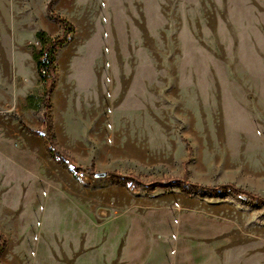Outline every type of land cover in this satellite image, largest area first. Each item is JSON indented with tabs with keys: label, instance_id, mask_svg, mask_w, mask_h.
I'll use <instances>...</instances> for the list:
<instances>
[{
	"label": "rangeland",
	"instance_id": "rangeland-1",
	"mask_svg": "<svg viewBox=\"0 0 264 264\" xmlns=\"http://www.w3.org/2000/svg\"><path fill=\"white\" fill-rule=\"evenodd\" d=\"M49 1L0 0V122L30 134L42 125L30 126L27 109L47 85L25 54L40 46L39 30L63 31ZM53 10L75 25L56 53L53 118V96L69 101L61 145L107 173L71 172L47 151L61 197L100 242L123 223L189 214L217 224L225 264H264V204L178 185L132 190L108 175L234 184L264 198V0H57Z\"/></svg>",
	"mask_w": 264,
	"mask_h": 264
},
{
	"label": "crops",
	"instance_id": "crops-1",
	"mask_svg": "<svg viewBox=\"0 0 264 264\" xmlns=\"http://www.w3.org/2000/svg\"><path fill=\"white\" fill-rule=\"evenodd\" d=\"M25 55L37 69L33 50ZM61 101L53 96L60 144V109L69 105L68 98L66 105ZM27 110L30 126L40 128L41 102ZM50 167L42 137L0 122V231L7 237L1 260L6 264H225L217 224L189 214L177 222L168 216L161 223H123L117 232L108 228L100 242L97 225L82 219L52 184Z\"/></svg>",
	"mask_w": 264,
	"mask_h": 264
},
{
	"label": "trees",
	"instance_id": "trees-1",
	"mask_svg": "<svg viewBox=\"0 0 264 264\" xmlns=\"http://www.w3.org/2000/svg\"><path fill=\"white\" fill-rule=\"evenodd\" d=\"M57 0H50L47 4V9L50 18L59 24L63 31L60 35L56 37H51L45 30H39L36 33L37 40L40 46H34L33 57L37 65V69L42 75V71L45 70L46 74H43L46 79V88L43 92L41 106L44 109V119L40 129L28 128L34 135L42 136L47 151L56 159V162L71 172L76 173H92L93 166L83 167L79 165L75 157L69 154V151L62 147L60 144L57 134L55 132L54 118L52 115V102L51 97L57 85V80L59 78V72L56 65V53L58 49L65 44H67L74 31L75 25L65 16L55 12L53 10L54 3ZM34 96L30 95L29 100H33ZM111 176L112 182L115 185H123L132 190H137L138 188H144L148 192H152L157 188H167L171 186H180L186 195H190L193 192L204 189L213 193H227L233 192L235 194H244L249 196L251 199L256 200L259 203L264 204V198L252 193L247 190L237 188L234 184L220 185L214 188L202 187L199 184L190 183L186 177L178 179L169 180H159L155 179L150 182H144L139 177L129 174L124 175L116 171L108 172ZM6 237L0 232V264H6L1 260L2 253L6 248Z\"/></svg>",
	"mask_w": 264,
	"mask_h": 264
},
{
	"label": "water",
	"instance_id": "water-1",
	"mask_svg": "<svg viewBox=\"0 0 264 264\" xmlns=\"http://www.w3.org/2000/svg\"><path fill=\"white\" fill-rule=\"evenodd\" d=\"M95 177H105L107 176L106 172H93L92 173Z\"/></svg>",
	"mask_w": 264,
	"mask_h": 264
},
{
	"label": "built area",
	"instance_id": "built-area-1",
	"mask_svg": "<svg viewBox=\"0 0 264 264\" xmlns=\"http://www.w3.org/2000/svg\"><path fill=\"white\" fill-rule=\"evenodd\" d=\"M42 73H43V74H46V71H45V70H43V71H42Z\"/></svg>",
	"mask_w": 264,
	"mask_h": 264
}]
</instances>
